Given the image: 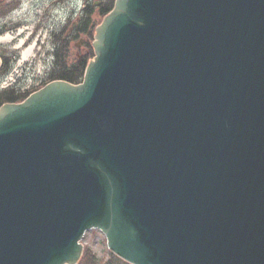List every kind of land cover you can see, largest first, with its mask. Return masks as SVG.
Wrapping results in <instances>:
<instances>
[{"label":"water","instance_id":"obj_1","mask_svg":"<svg viewBox=\"0 0 264 264\" xmlns=\"http://www.w3.org/2000/svg\"><path fill=\"white\" fill-rule=\"evenodd\" d=\"M94 47L0 108V264H74L92 227L133 264H264V0H116Z\"/></svg>","mask_w":264,"mask_h":264},{"label":"rangeland","instance_id":"obj_2","mask_svg":"<svg viewBox=\"0 0 264 264\" xmlns=\"http://www.w3.org/2000/svg\"><path fill=\"white\" fill-rule=\"evenodd\" d=\"M83 3L84 0H22L21 2L20 0H17L12 5H14L13 8L16 11L14 15L19 16V19L13 21L5 16L3 12L0 13V23L9 27L12 25V22L17 24L24 20L22 17L28 12L29 15L26 18L27 20L25 19L27 21V26L29 29H34L33 53L29 55L27 59H22V53L25 50L23 49L19 56H17L14 63L15 65L9 74L0 82L1 85L5 87L9 84L8 81L14 82V80H16V82L21 85L32 88L37 82H42V78L46 77L53 65L54 56L53 53L50 56L51 51L60 47L56 44L55 40H58V36L61 38L65 34V29L67 30L70 26V20L67 19V16L71 5L75 6ZM8 9H12L9 4ZM93 19L96 25L101 17L96 15ZM15 36L16 31H6L0 36V43L5 44L13 42ZM30 43H32V41H30L29 44ZM15 44L16 43L13 42V45ZM18 44L19 41L16 45ZM3 51L7 50L3 49ZM75 51L74 47H72L70 53L71 57L75 55ZM22 71L24 73L29 71V73H27L28 76H22ZM80 243H82L84 250L89 248L91 253L96 254L99 263H103L109 258L110 253L106 245V237L100 229H87L84 232Z\"/></svg>","mask_w":264,"mask_h":264},{"label":"trees","instance_id":"obj_3","mask_svg":"<svg viewBox=\"0 0 264 264\" xmlns=\"http://www.w3.org/2000/svg\"><path fill=\"white\" fill-rule=\"evenodd\" d=\"M113 6V1H108L103 6H99L98 15L101 17L105 15ZM96 11L93 8V4H89L85 10V14L82 17L83 26L79 28V32L84 33L88 39L86 40V45L83 50L79 51L78 56H73L71 59L68 58L69 46L65 43L61 45L56 54L54 64L52 65L49 76L43 80V82L36 86L37 89L44 85L46 82L59 79L64 80L69 83H79L82 81L84 76L85 68L90 60L94 56L93 47L91 45V40L93 38V33L95 29V21L93 19L94 13ZM89 26V28H88ZM60 40L59 36L57 37ZM26 94V93H25ZM25 94H19L16 87H8L0 89V105L5 102L18 101L24 97ZM76 264H130L113 253L109 254V258L105 262L99 263L96 254L91 253L89 248H86L80 260Z\"/></svg>","mask_w":264,"mask_h":264},{"label":"flooded vegetation","instance_id":"obj_4","mask_svg":"<svg viewBox=\"0 0 264 264\" xmlns=\"http://www.w3.org/2000/svg\"><path fill=\"white\" fill-rule=\"evenodd\" d=\"M17 0H0V13L3 12V14L7 17H9L10 19H12L13 21H16L17 19H19V16H15V9L13 8L14 5H12L13 3H15ZM22 0H20L21 2ZM103 1L101 0H96V4L97 5H102ZM8 4L11 6L12 9H8ZM86 7V5H83L81 7V9L77 12L76 18L74 21H72L71 26L66 30L65 35L63 36L64 41L66 40V38L70 39V43H75L73 42L72 37L74 35H78V33H75V29L77 28L79 21H80V15L83 12L82 9H84ZM20 12V11H18ZM76 13V12H75ZM74 13V14H75ZM29 13L27 12L25 16H23L22 18L24 20H22L19 23H14L12 22L11 26H6L3 25L2 23H0V36L2 35V33L6 32V31H10V32H15L16 31V36L15 39H13L14 43H18V45H13V42H8V43H0V77L8 74L11 69L13 68V66L15 65V61L17 59V56H19L20 52L23 49H28L29 48V42L32 41L33 43V37H34V29H29V27L27 26V17H28ZM26 19V20H25ZM17 39V40H16ZM78 42H76L75 46L81 47V45L83 44V38L82 37H78ZM25 45V46H24ZM7 50V51H3ZM33 53V50H31V54ZM13 64V65H12ZM23 72V71H22ZM27 73H29V71H27ZM27 73L21 74L22 76H28ZM19 91H22V93L26 92L27 89H18Z\"/></svg>","mask_w":264,"mask_h":264},{"label":"bare ground","instance_id":"obj_5","mask_svg":"<svg viewBox=\"0 0 264 264\" xmlns=\"http://www.w3.org/2000/svg\"><path fill=\"white\" fill-rule=\"evenodd\" d=\"M30 49L25 50L24 56L29 52Z\"/></svg>","mask_w":264,"mask_h":264}]
</instances>
